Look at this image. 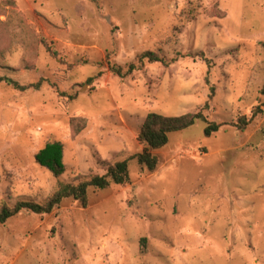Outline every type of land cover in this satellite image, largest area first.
<instances>
[{
	"label": "rangeland",
	"instance_id": "374dc122",
	"mask_svg": "<svg viewBox=\"0 0 264 264\" xmlns=\"http://www.w3.org/2000/svg\"><path fill=\"white\" fill-rule=\"evenodd\" d=\"M146 51L165 62L112 69ZM0 75V207L130 172L0 223V264H264V0H0ZM198 111L219 130L198 120L138 163L149 113ZM52 140L60 179L35 158Z\"/></svg>",
	"mask_w": 264,
	"mask_h": 264
},
{
	"label": "trees",
	"instance_id": "16d2710c",
	"mask_svg": "<svg viewBox=\"0 0 264 264\" xmlns=\"http://www.w3.org/2000/svg\"><path fill=\"white\" fill-rule=\"evenodd\" d=\"M145 60L150 62H165L163 57H160L153 51H146L138 58V63H131L128 68L124 69L120 66H113V70L120 76H127L133 73L136 69H140ZM0 81L9 79L0 75ZM16 88L25 90L28 87L20 85L16 81H12ZM35 86H38L35 85ZM206 106H209L207 103ZM198 120H203L207 123L205 134L210 136L219 130L220 124L208 121L202 111L195 113H187L181 116H165L159 113H149L141 127L139 138L145 143L142 152L134 157L138 163L153 172L157 169L159 158L154 151L162 149L169 142L171 132L184 130L194 125ZM246 124L245 119H241ZM65 145L62 141L52 140L46 142L45 146L36 154V161L47 168L55 178L60 179L66 172L64 165ZM130 181L129 161H118L110 165L104 174H95L87 179L80 180L78 183L58 181L57 188L54 193L43 203L32 200H21L14 205L4 203L0 207V223L7 222L10 218L17 216L23 210H29L37 214L51 213L62 201L66 198H74L78 200L82 206L88 205V190L89 188L106 189L111 184H125Z\"/></svg>",
	"mask_w": 264,
	"mask_h": 264
}]
</instances>
